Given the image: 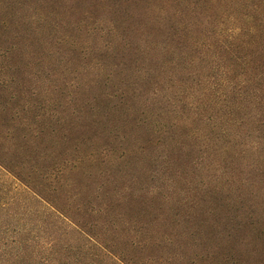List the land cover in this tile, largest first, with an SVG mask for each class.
Listing matches in <instances>:
<instances>
[{
	"label": "trees",
	"instance_id": "16d2710c",
	"mask_svg": "<svg viewBox=\"0 0 264 264\" xmlns=\"http://www.w3.org/2000/svg\"><path fill=\"white\" fill-rule=\"evenodd\" d=\"M224 1L0 0V264H237L201 244L217 187L195 171L244 137L264 205V0L244 58L209 51Z\"/></svg>",
	"mask_w": 264,
	"mask_h": 264
},
{
	"label": "rangeland",
	"instance_id": "374dc122",
	"mask_svg": "<svg viewBox=\"0 0 264 264\" xmlns=\"http://www.w3.org/2000/svg\"><path fill=\"white\" fill-rule=\"evenodd\" d=\"M214 11V21H220L221 24L218 26L217 36L216 34L212 35L209 30L206 31L212 35L211 39L212 42H214V47H210L209 51L217 52L223 55V57H226L227 50H225L223 46H219V43L216 42V37L220 35L219 37H222L221 39L232 42L230 48L233 55L244 58V40L250 39L248 27L249 25L257 24L255 19L247 18V16L244 15V13H250L248 12L250 8L244 7V0H227L221 3V5H218V8ZM206 28H208V26ZM253 34L251 36H253ZM258 38L261 39V37ZM79 51L82 52L80 49ZM99 55L100 54L96 53V55H92V58L83 59L82 61L99 62ZM84 65L85 64L81 62L78 63L77 60H74L69 66L74 71H78L82 69ZM240 71H242V69L238 67L234 74L240 73ZM67 77H72L69 69L67 71ZM235 116H244V109L236 111ZM233 129H235L234 126ZM241 132H244L243 128ZM224 143V138H218V140H216V146L214 147V151H212L213 160L210 163V167L212 168H210L211 170L209 172H203L198 175L197 171H195V174H197L196 181L200 180L202 183H205L207 180L211 183V187H217V189H215L216 192L213 193L214 199H212L211 202L213 206H218V208L214 211L213 215H202L200 217L204 218V221L209 223V226H205L204 228L203 235L206 236H203L200 241H203L201 244L206 243L207 247L210 245L211 248L217 245L216 248H214L215 251L217 250L219 257L227 261L230 259L237 264H264V214L260 221L262 222V226L258 227V231L249 232L244 228V226H249L248 222L254 221L252 219L256 217L254 216L255 211H257V213L264 211V205H260L256 210V206L252 205L248 199L244 198L245 181L255 179L253 174L249 173L245 168V164L248 163V161L244 159V137L234 140L233 144L229 143V146L223 151L222 148ZM132 174L140 175V173H134V171H132ZM4 177L8 182L14 185H20L12 175L6 173ZM180 180L179 178L178 183L182 185ZM215 184H217V186H214ZM222 185H224V188L219 190L222 188ZM263 185L264 183H261L258 186ZM180 212V223L185 226L186 223H189L186 222L188 217L184 215L183 211ZM230 227H233L234 231L233 234L228 237L226 235L229 233ZM214 232H217L216 236H218V234H220L219 237L223 235L226 236V238L221 239L222 243L214 244L212 240H207L213 234L215 235ZM205 240L208 242H205Z\"/></svg>",
	"mask_w": 264,
	"mask_h": 264
}]
</instances>
